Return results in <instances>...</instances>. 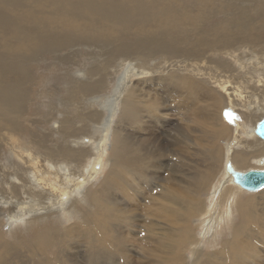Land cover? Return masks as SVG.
<instances>
[{"label":"bare ground","instance_id":"bare-ground-1","mask_svg":"<svg viewBox=\"0 0 264 264\" xmlns=\"http://www.w3.org/2000/svg\"><path fill=\"white\" fill-rule=\"evenodd\" d=\"M170 1L167 4L162 0H153L148 4L143 0H0L1 50L9 49L20 54L34 49H54L65 43V38L60 37L63 31L79 33L86 29L90 32L99 27L100 32L111 37L143 34L141 39L120 51L121 57L142 55L147 60L159 55L156 51H162L167 62L171 61V67L167 66L165 73L155 72L153 68L147 71V65L143 64L133 68L126 65L119 83V90L124 94L118 93V108L115 104L114 109L109 110V120L102 127L104 133H114L108 157L111 170L108 168L107 178L94 192L88 188L94 186L92 184L101 173L102 162L108 155L109 144L106 142L109 136L100 140L92 136L91 140H87L90 146H96L93 150L99 155L91 169L65 172V167L60 170V166L54 164V153H48V159L44 160L48 165L47 172L34 156L38 152L21 156L20 160L28 165L27 175L23 180L16 176L13 185L5 177L11 188L5 187L9 196L5 193L0 196V222L6 218L14 225V234L23 233L25 229L32 230L39 220L52 218L65 221L71 213L82 222L73 223L68 229L39 228L36 238L39 241L43 238L42 247L39 243V246L31 244L29 238L16 236V241H8L0 230V264H36L34 261L39 256L34 261L29 260V256H37L38 251L46 258L40 257L41 261L37 264H75V259L70 257L71 251L77 249H74L75 245L79 247L80 256L86 257L89 264H102V259L114 256L118 261H131L130 250H121L123 236L118 232L121 227L114 230V220L120 218L127 225L136 227L135 213L138 210L147 215L143 218L147 229L145 226L141 238L132 240L135 245L130 246L136 247L135 242L140 241L137 244L141 256H138L146 260L143 264H263L264 260H259L260 255L258 257L251 247L255 245L253 241L264 239V187L248 191L239 185L235 175L264 171V139L258 134V127L264 121V14L262 18L250 19L245 11L252 5L239 1L242 13L234 16L232 25L236 30L230 35L233 45L238 48L226 51L235 69L233 66L226 69L227 61H213L214 56L207 58L203 54L206 47L178 54L177 47L170 41L163 44L150 42L151 36L165 31V27L175 29L178 19L174 18L178 16L171 14L174 10H170ZM45 5L51 8V12L44 9L40 18L34 7L43 9ZM180 15H184L180 18L185 21L190 17V20L193 19L188 14ZM26 19L34 24L24 29L21 26ZM241 31L247 34L241 37ZM13 35L20 38L9 43V37ZM218 51L216 55H219ZM15 70L12 66L4 67L0 60V128L5 132L9 130V133L15 132L14 115L20 116L15 108L18 102L21 104L23 101L19 84L24 74ZM101 83H84V88L90 89L91 86L95 92L102 86ZM226 109L230 111L228 120L224 117ZM169 110L172 113L177 111L175 116L180 121L174 123L171 113L167 114ZM90 115L102 117L99 111ZM117 115L119 124L117 122L113 130ZM239 115L247 124L241 123ZM207 125L214 129L207 131ZM248 125L254 128L249 130ZM63 127L61 131L66 136L68 125ZM230 132L235 134L226 142ZM3 143L9 144L6 140ZM189 144L193 147H188ZM200 146L205 150L201 151L202 154L199 153ZM189 149L196 153L192 154ZM76 152L72 147L63 150L67 164L73 163ZM201 155L203 160L193 158L189 163L190 156ZM221 165H225L226 172H222L221 168V177L217 178ZM246 193L250 195L245 196ZM119 194L121 202L115 200ZM130 202L136 203L135 209ZM38 212L40 214L36 215ZM81 212L85 214L80 217ZM197 220L203 230L199 238L196 235L198 227L191 226L190 222ZM2 223L5 224L4 221ZM229 232L232 235L228 234V240H223ZM126 233L124 237L131 238V233ZM35 240L33 238L32 242L37 243ZM219 242H224V249H219V253L206 254L205 247H213ZM84 247L86 251L80 250ZM53 249L55 258L49 255ZM261 249L264 251V247ZM188 251L191 257H188ZM75 261L77 264L78 261Z\"/></svg>","mask_w":264,"mask_h":264},{"label":"rangeland","instance_id":"rangeland-1","mask_svg":"<svg viewBox=\"0 0 264 264\" xmlns=\"http://www.w3.org/2000/svg\"><path fill=\"white\" fill-rule=\"evenodd\" d=\"M143 1L149 4V2H152L153 0H143ZM162 1H165L168 4L167 1H170V0H162ZM205 1L208 3H211L212 1V3L208 5V3L206 4ZM218 1H221L222 3ZM239 1L240 2L246 1L252 5L250 8H246L247 12L245 11V14L247 16H250V19L256 20L260 17L262 18V14H264L263 13L264 12V9H263L264 0H248V1L247 0H214V1L213 0H171L170 7L172 8H170V10H174V11H171V14H174L173 17L178 16V18L176 17L174 18L176 20L178 19L177 20L178 22H176L175 27H174L175 29L170 28V30H168V28L165 27L166 29L165 31L161 30L158 33L153 34L149 40L150 42L153 41L157 44H163L165 41L167 42L170 41L172 42L174 47L175 46L177 47V50L179 51L178 54H187V51H190V50L197 51L199 48H201V46L206 47L204 48L203 54L207 58H209V56H214L215 60L213 61H219V60L221 62L227 61L229 63V67L227 63L226 69L232 68V66H233V69H235L233 62L231 61V58L226 54V51L231 52V51H235L238 48V46L233 45L232 43L233 41L230 40V35H233V31L236 30L232 25L233 19L235 18L234 16H238L237 14L242 13L239 7V4H240ZM221 6H223V8ZM34 8H35V11L38 17L40 18L43 17L42 11L44 9L48 10L49 13L51 12V8L48 5L43 6V9H41V7H38L37 9L36 7ZM200 10L202 11V13ZM189 11L191 14L189 13ZM198 11L200 12V14H198L199 13ZM180 13L181 14L184 13L186 15L188 14V16L189 17L192 16L193 19L190 20L191 19L190 17V18H187L188 21H185V19L180 18L182 16L180 15ZM198 15L199 16L201 15V17L199 18ZM182 17H184V15ZM180 19L183 22H181ZM193 22L194 24H192ZM31 24H34V23L33 22L30 23V21L26 19V23H22L21 27H23L24 29L29 28ZM49 30L50 29H46V31H49ZM89 31L90 32H88V30L86 29H83V32H79V33H76V32L71 33V32L63 31L62 33H60L61 34L60 37H63V39L65 38L64 39L65 43L54 49H51V48L34 49L32 51H26L27 53L24 52L20 54L19 52L9 51V49L8 50L0 49V60L3 66L6 68H9L12 66L13 68L16 69L15 70L16 72L19 71L24 74V79L22 83L19 84V92L20 91L22 92L21 99L23 101L21 104H19V102L15 100V102H18L17 108H15V111L20 112V116L18 114L14 115L15 132L9 133V130L8 132L1 131V129L3 128H0V131H1L0 132V171H2L0 172L1 173L0 174V196L3 195V193L7 195V192H6L7 190L5 189V187L9 189L11 188L10 185L6 183L7 180L8 181L10 180L9 184L13 185L15 184L14 180L16 179V176L19 177L21 180L26 178V175H27L26 168L28 165L26 164L25 161L20 160L21 156H24L23 155L24 153L27 155L30 152L34 154H36L35 152H38L37 155H34V156L40 161L39 165L43 167L42 169H44L47 172H48V168L46 167L48 165L44 162V160L48 159L47 158L48 153L49 154L54 153L55 157H52L54 164H56L57 166H60V170L61 168L63 169L65 167L66 168L65 172H67L68 170L70 172V170L72 169L77 170V171L85 170L86 168L91 169L90 167L92 166L93 163L96 162V159L99 155L97 154L95 150H93V148L96 149L95 148L96 146H93V147L90 146L87 140L89 139L91 140L92 136H94L95 138H99V140L104 136H109V139H108L109 141L106 142V144L110 145V146L107 145L109 147L107 151L108 155L106 156L107 159L105 158V162H102V166L100 170L101 173L99 174L95 183L92 184L94 185L92 186L93 188L90 186L88 188L90 192H94V189H96V187H99L102 184V182L105 181V179L107 178L109 174L108 172H110L111 170L110 167L112 165H111V162L108 161L109 159L108 157H110L111 155L113 142L112 143L110 142L114 138V133H110V134L104 133V131H102L103 130L102 127L104 126L106 121L109 120L110 112H111L109 110L111 109L113 110L115 107L114 106L115 104H117V108H118V102H119L117 100L118 93L121 92L122 96L124 94V91L119 90V83L121 82L120 81L121 75L123 76V73L127 69L125 68L126 65H129L131 66V68H133L139 64L140 65L143 64L144 66L147 65L145 70L151 71V68H153L155 72H160V73H163L167 66L170 65L171 67V61L167 62V57H164L162 51H156L159 53V55H156L154 57L151 56L147 60L142 55L127 54L122 57L120 56V51H124L125 48L132 45L133 42L135 43L136 40L141 39L143 34H138V35L129 34L124 38L122 37L120 38V36L117 37V35H114L112 37L107 36L106 34L103 33V31H101L102 32L101 33L99 27L93 30H89ZM245 34H247L246 31L239 32V35L241 37L244 36ZM19 38L20 37L13 35V37H9V43L15 40L18 41ZM229 40L231 41L232 44L230 43ZM12 46H15V45H12ZM218 49H219L218 51L219 55H216ZM221 49L225 52L222 53ZM152 51L148 54H151ZM225 58L227 60H225ZM214 65L215 64H213V66ZM233 69H231L232 73H234ZM177 74L179 75L181 73H177ZM90 80H94V81H90ZM91 82L92 83L103 82V84L101 83L102 86L94 92L91 86H90V89L84 88L85 85H90ZM82 89H84L85 92ZM152 95H155V94L152 93ZM163 95L165 96L164 93ZM155 99H158V96L156 97L155 95ZM19 106L21 108H19ZM98 111L102 114V117L97 118V117H93L90 115L91 112L95 114ZM119 111H121V108L119 109ZM169 113H171L172 115L171 119L175 121L174 123H176V121H180V118L175 116L177 115V111L172 113L171 110H169L167 114ZM229 114H230L229 109H226L224 111V117L227 119V116ZM239 116L241 118V123L247 124L244 121V118L241 115ZM98 119H99V122L97 121ZM117 122L119 124L118 115L116 117L115 123L113 124V130H115L116 126L118 125ZM66 123H68L67 124L68 127ZM63 126L67 127V129H65L66 136H64V133L61 131L64 128ZM248 127H249V130L254 128L249 125ZM172 128L174 129V127ZM206 129L207 131H210V130H213L214 127L207 125ZM232 129L234 130V128ZM233 134L235 133L230 132V134H228L226 142L229 140V138L231 139V136ZM1 135H3L4 138L1 137ZM5 140L10 145L3 143V141ZM173 140L175 139L173 138ZM179 145L181 146L183 144H179ZM190 145L191 144H189L188 147H190ZM221 145L224 146L223 141H221ZM183 146L186 147V145H183ZM70 147L76 149L77 151L75 153L76 155L74 156V158H72L73 159L72 160L73 163L71 164L72 166L70 164H67L66 162L67 158L63 156V150L66 148H70ZM192 147L193 145H191L190 148ZM210 147H213V146H210ZM199 150H200L199 151L200 154H202L201 151H205L204 147L203 149H201V146ZM191 151L192 149H189V152ZM191 153L193 154L196 152L195 150H193ZM196 157L197 156H190L189 163L192 162L191 160H193V158L195 160H203L204 156L203 155L200 156L202 157V159L199 156L197 157L198 159ZM17 159H19V161ZM205 161H206V158H205ZM103 164L104 165L107 164V166L105 165L107 168ZM221 168H222V172L224 170L226 172L225 165L219 166L218 168L219 173H218L217 178L221 177V174H220ZM251 170H254V169H250V171ZM5 177H8V179L6 180ZM20 192L22 193L21 190ZM246 194L245 196L250 195V194H247V195ZM258 194H261V193H258ZM251 195H255V194H251ZM11 196H12V193H11ZM119 196L120 194L115 196V200L116 201L118 200V202H121ZM134 199L136 200L135 196H134ZM130 204L132 205L133 209H135L136 203L130 202ZM140 204L141 206H143V203L141 201H140ZM207 204H209L208 201H207ZM83 206H86V205L84 204ZM129 209L130 208H128V210ZM82 212L80 214V217L81 215L85 214V212L84 213ZM38 214H40V212H38L36 215ZM71 214L72 215L68 216L67 217L68 219L65 220L67 222L61 219H58L55 221L52 218L49 220H39V222L34 225L35 228H32V230L25 229L23 233L15 232V234L12 230L14 229L12 228L14 225L13 224L11 225L10 222L7 221L6 218H3V221L5 222V224L2 223L3 221L0 222V230L1 231L3 230L2 232L8 241L14 242L16 241L17 237L22 238V239L24 238L27 240L29 238L31 244H35V246L36 244L37 246H39L40 244V246L42 247L43 238L40 239L41 241H39V238H36V233H38L37 231L44 229V227L45 229H48V230L51 228H60V227H64L65 229H68L73 225V223L82 222V220L78 219L77 216H74L73 213ZM137 214L140 216L139 218L137 217L138 216ZM135 216H136V221L134 222V224L136 225V227H134L133 225H127V223H125L123 219L120 220V218H117L116 220H114V226H115L114 230L117 231V228L118 229L120 227L122 228V229L120 228L118 231L123 236L122 237L123 240L121 239L120 241V247L122 245L121 250L125 248L127 250H130L131 253L129 252V254L132 257V260L131 261L129 260L127 261L119 260L118 261L117 258H115L114 256L110 259H105V260L102 259L100 263L102 264H130L131 262H134L135 264H143L146 262L145 259L140 257L141 250L139 248V245L137 244V243H140V241L135 242L136 247L130 246V244L135 245L132 240H137L138 238H141L142 234L144 233L142 229L146 225H143V218L147 217V215L143 211L138 210L135 213ZM127 217H131V216H127ZM151 217L154 218L153 216ZM115 221H117L118 223ZM190 222H191V226L195 228L198 227L196 229L197 238L202 236L203 230L199 227L200 225H199L198 220L190 221ZM122 223L123 224L125 223L124 224L125 226ZM46 227H50V228H46ZM253 227L255 228V226ZM146 229H147V226H146ZM126 231L131 233L130 234L131 238L124 237L127 234ZM228 234L232 235V233L230 232L226 233L223 236L224 238L223 240H228V236H229ZM114 236H117V235H114ZM32 237L36 239L35 241L37 243H35L34 241L32 242V239H33ZM253 242L255 245L252 246L251 248H253L256 251V253L258 254V257L260 255L259 260H264V251H262L261 249L262 247H264V239L260 241H253ZM223 243L221 244V242H219L217 245L213 246L214 248L212 246H210V248L205 247L206 254L219 253L220 252L219 249H224L225 247V244ZM73 247L74 249L75 248L77 249H75L76 251L75 250H72L73 252L71 251L70 257H73V259L77 260L78 263L81 262L80 264H89L86 261V257L80 256L79 250H78L79 247H77L76 245ZM80 250L86 251L85 247ZM45 251L48 252V249H45ZM52 251H53L52 254L50 253L49 255L55 258L56 256L54 255L55 254L54 249ZM37 253H36L37 256H32L33 258L30 257L28 253L26 255L29 256V260L31 258L33 261L35 260V258L39 256L37 258L38 261L37 259L34 261L37 264V262L41 261L40 257H43V259L46 258V257L44 258V253L43 255L39 251ZM57 253H59V251H57ZM81 253L84 254V252H81ZM138 254L140 256H138ZM187 254H188V257L192 256L189 253V251L187 252ZM75 260H74V263L76 264ZM263 264H264V261H263Z\"/></svg>","mask_w":264,"mask_h":264},{"label":"water","instance_id":"water-1","mask_svg":"<svg viewBox=\"0 0 264 264\" xmlns=\"http://www.w3.org/2000/svg\"><path fill=\"white\" fill-rule=\"evenodd\" d=\"M258 134L264 139V121L258 127ZM236 181L248 191H257L264 187V171H252L247 174H236Z\"/></svg>","mask_w":264,"mask_h":264}]
</instances>
